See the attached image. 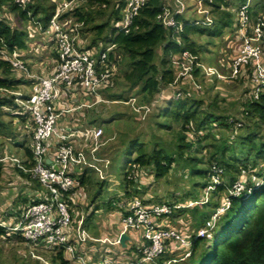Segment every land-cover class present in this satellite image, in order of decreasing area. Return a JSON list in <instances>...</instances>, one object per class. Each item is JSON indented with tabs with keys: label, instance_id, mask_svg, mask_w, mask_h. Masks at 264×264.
<instances>
[{
	"label": "trees",
	"instance_id": "1",
	"mask_svg": "<svg viewBox=\"0 0 264 264\" xmlns=\"http://www.w3.org/2000/svg\"><path fill=\"white\" fill-rule=\"evenodd\" d=\"M143 1L130 20L127 32L117 31V25L123 20L122 10L126 0H84L59 16L62 22L72 19L74 23L81 24L77 40L79 50L90 51L93 56H97L112 46L106 61L112 76L109 77V85L100 90L102 97L108 102L127 106L126 102L130 98L138 96L139 102L151 111L147 115V118L150 117L148 135L141 130H131L122 135L114 154L110 156V170L112 168L120 172L123 169L120 183L123 195L117 199L115 210L123 218L127 214L125 207L134 198L150 205L151 200L137 197L147 188L140 184L141 180L148 176L159 182L179 171L190 183V189L180 199V204L172 198L170 203L164 204L171 207L180 205L182 208L179 209L185 208L190 213L191 220L185 228L186 240L191 243L189 255L180 258L181 255L175 254L171 247H166L149 264H264V92L258 99L252 98L250 78L253 69L250 63L239 67L235 77H228L230 67L224 64L215 67L225 76L224 79L216 75L206 78L200 67L204 57L200 53L198 40L204 36L217 38L226 29H229V37L226 38H230L234 24L232 14L236 8L230 11V4L223 0H212V25H187L185 21L191 19L189 16L175 15L176 21L184 23L182 30L174 33L161 22L164 7L168 5L174 9L172 0ZM57 4L55 0H30L26 9L22 10L14 0H0V12L11 15L7 20L12 22L11 25L5 17H0V48L5 45L10 51L26 50L28 38L23 22L30 24L38 21L46 27ZM254 15H250V19ZM214 25L219 26L220 30H211ZM72 27V24L68 25V29ZM185 52L193 57L190 65L188 59L183 61ZM173 59L191 67L189 73L184 75L185 79H176V71L182 66L173 64ZM262 60L264 62V56ZM227 64L230 66V61ZM114 68L118 69L116 75ZM18 82L15 70L0 59V116L8 115L13 119L11 125L16 123L20 127L27 116L20 115L22 113L12 102V97L2 93L4 90H15ZM218 82L243 88L239 118L232 117L223 108L226 93L222 92ZM81 113L86 114L87 124L102 128L114 121H121L125 116V113L112 112L106 114L107 120L102 121L104 115L98 113L97 108H84ZM131 113L135 114L133 111ZM131 116L137 121L136 114ZM0 135L3 134L0 132ZM4 138L7 136L4 135ZM21 138V144L15 147L29 167L28 160L32 161L33 157L30 138L25 133ZM4 170L0 162V182L5 176ZM14 170L19 173V177L31 183L33 195L30 193V201H23V206L17 211H10L9 215L0 217V239L8 244H24L22 255L13 260L7 259L2 264H74L64 246L52 247L43 242L34 246L45 249L37 255L45 256L47 253L48 259L43 263L38 256L32 258L33 253H27L31 245L23 239L21 232L8 229L15 225L23 208L35 202V195L44 190L41 184L31 179L30 174L16 167ZM94 174L87 168L74 174V181L77 182L75 189L83 192L85 188L95 198L98 194H94L93 190L100 188L106 181H95ZM216 176L218 180L214 182ZM253 177L261 183L252 181ZM236 181L245 186L244 191L234 192ZM207 188L211 191L208 197H204L203 192ZM222 195L227 197L228 204L222 213H218L217 209L223 204L220 200ZM104 204L107 209L111 207V201ZM95 208L98 209V206ZM214 215L217 216L212 229L214 239L208 242L205 238H195L196 231L211 221ZM127 248L132 253L130 260L142 258V253L133 244Z\"/></svg>",
	"mask_w": 264,
	"mask_h": 264
},
{
	"label": "built area",
	"instance_id": "2",
	"mask_svg": "<svg viewBox=\"0 0 264 264\" xmlns=\"http://www.w3.org/2000/svg\"><path fill=\"white\" fill-rule=\"evenodd\" d=\"M82 1L84 0H60L46 27L38 21L31 23L35 34L44 36L41 42L50 53L47 56L52 58V69L49 75H41V72L35 75L31 73L32 67H36L32 65L36 59L32 58L31 61L27 59L31 58L27 53L30 42L28 36V49L23 52H18L16 49L10 51L5 45L0 48V59L15 70L16 80L19 81L15 90H4L2 93L12 97V102L22 113L20 115L27 116V135L30 138L33 155L32 161L28 160L27 164L31 165L29 167L25 165L23 159L17 160L8 155L1 157L0 162L14 163L17 169L30 174L32 179L41 184L44 189L43 193L37 195L34 203L23 208L20 217L16 219L17 222L10 227V230L20 231L31 246L40 242L52 247L64 246L74 264L90 262L87 258L88 253L82 246L89 239L88 233L82 227V221L74 230V242L67 234L68 227L72 225L71 202L78 201L81 195V191L79 195H75L77 185L74 181L75 170L89 168L98 174L100 180H105L106 174L97 167V163H102L106 169L109 161L97 156L103 144L99 142L101 130L93 128L81 130L83 128L79 127L78 130L66 129L59 132L58 124L77 110L87 109L94 103L104 101L100 90L109 85V77L112 76V70L106 66L112 46L107 47L97 56H93L90 51L79 50L77 40L80 26L74 25L68 29L67 24L59 19L60 14ZM234 1L235 6L233 5L232 8L236 9L233 11L235 21L232 34L241 45L238 43L239 48H236V56L229 66L231 73L228 77H235L239 67L250 63L253 69L250 78L253 85L252 98L258 99L264 92V62L262 60L264 0H233V3ZM14 2L25 10L30 0H14ZM172 2L174 9L166 5L161 22L170 27L174 33L181 31L184 23V21H176L175 15L187 17L188 13H192L196 19H187L185 21L187 25L201 24L206 27L212 25L213 19L210 13L212 0H172ZM143 3V0H126L122 10L123 20L117 25L118 32H127L130 20ZM254 13V18L250 19V15ZM182 57L183 61L188 59V64H191L193 57L187 52L183 53ZM38 61L41 62V60ZM173 61L177 60L173 59ZM173 64L182 66L183 76L191 69L189 65H184V62L177 61ZM200 67L207 76L216 75L219 79L225 78L214 68L202 65ZM185 71H187L186 74ZM20 87L23 91L19 90ZM133 101L134 99H130L126 103ZM79 135L86 138L89 135L92 136L94 143L90 147V157H86L82 151L77 152L74 148V137ZM121 207H123L122 204ZM180 207L182 208L180 205L171 207L164 203L145 205L141 200L134 198L125 207L127 214L121 220L122 231L112 243L118 244L122 234L134 231L141 240L137 250L142 253V258L123 262L102 258L96 264H149L160 256L166 247L170 248L168 244L170 241L178 248H184L182 258L187 257L191 243L186 240L185 230L180 234L178 230L169 226L170 215L173 210ZM224 209L218 210V213H222ZM216 215L196 231L195 238L207 240L211 238Z\"/></svg>",
	"mask_w": 264,
	"mask_h": 264
},
{
	"label": "rangeland",
	"instance_id": "3",
	"mask_svg": "<svg viewBox=\"0 0 264 264\" xmlns=\"http://www.w3.org/2000/svg\"><path fill=\"white\" fill-rule=\"evenodd\" d=\"M60 0H55L56 3H58ZM224 3L230 4L229 10L232 11V6H235V1L233 3V0H223ZM187 3H190V1H187ZM189 17L191 19L194 18L192 13H188ZM0 17H5L7 23H10L12 25L11 20H7V18H11V15H9L6 12H0ZM232 21H235V13L232 14ZM64 23L68 25L72 24L73 27L74 25L81 26V24L74 23L72 19H66L63 21ZM23 26L26 29L27 36L30 38L29 42V49L28 52L32 58L36 59V61L41 60V64L37 65L36 67H32L31 73L32 74H39L41 72V75H49L51 73L52 69V64H51V59L47 56V54L50 55L49 52H47L48 49L44 48L41 40L44 39V36L42 35H36L35 34V29L32 25L27 24L26 22H23ZM33 30V31H32ZM215 31H219L220 28L219 26H215L211 29ZM229 32V29L225 30L221 36L217 38H209L207 36L201 37L198 40V46H200V53L204 57V60L202 61V66L204 67H211L216 69L215 67L220 66L224 64L226 67H229L227 63H232L234 60V57L236 56V48H239V44L234 40L235 36L233 37V34L230 38H226L229 35L227 34ZM233 33V31L231 32ZM29 34H33V36H29ZM41 45V46H40ZM241 45V44H240ZM25 53V52H24ZM23 53V54H24ZM26 53V55H27ZM25 56V54H24ZM26 59V60H27ZM50 63H49V60ZM214 60V61H213ZM43 61V62H42ZM209 61V62H208ZM212 61V62H211ZM177 62V61H173ZM192 63V61H191ZM213 63V64H211ZM186 69V67H185ZM114 75L118 74V69L114 68ZM116 70V71H115ZM189 70V69H187ZM217 70V69H216ZM187 71H185L186 74ZM182 74V75H181ZM184 71L183 68H181L179 71H176V79L182 77L185 79V76H183ZM208 76L206 75V78ZM206 84L207 79L205 80ZM219 87L223 89L222 92L225 94L226 102L224 104V107L227 110V113L231 115L232 117H237L239 118V111L241 110V105L240 103L243 102L242 99V94H243V88L240 89L239 87L233 86V84H223L221 82H218L217 84ZM19 90L23 89L20 87ZM28 94V91L26 92ZM92 99H95L91 97ZM134 99L133 102L131 103H126L127 106L122 105V104H116V103H111L108 102L107 100L102 101L100 103H94L91 105L90 108H97V112L101 113L104 115L102 121L107 120L109 113L112 112H121L125 113V116L121 119V121L118 122H113L110 126H107L106 128H103V134H101V142L105 143L101 147V155L108 157L110 159V156L114 154L116 147L119 145L120 138L122 135L124 136L126 133H130L131 130L133 131H139L141 130L145 134L148 135L149 130H148V123L150 122V117L147 118L148 113H150V109L145 108L140 102H139V97L135 96V98H130ZM129 99V100H130ZM128 100V101H129ZM127 101V102H128ZM133 111L136 114L137 121H135L131 115H135L131 113ZM130 117V118H129ZM152 117V116H151ZM13 119L9 117L8 115H2L0 116V132L3 135H0V148L6 146V152L2 153V150L0 149L1 155H8L11 158H15L17 160H22V154L17 150L15 145H19L22 142L21 135L23 132L26 134L28 133V128L27 125L25 128V131L19 127V124H13L11 125V121ZM139 120V121H138ZM145 120V121H144ZM101 121V120H100ZM14 122V121H13ZM27 122V121H26ZM28 124V123H27ZM131 128V129H129ZM130 130V131H128ZM19 131V132H17ZM4 135L7 136V138H11V142H7L6 138H4ZM11 164L8 163H3L4 165V174L5 176L2 178V181L0 182V217L1 215H9L11 212L10 211H17L18 208L23 206V201L28 203L30 201V197L28 196V185L31 183L28 182V180H25L21 177H19V173L14 170L15 164L10 162ZM220 172V171H218ZM110 177H108L105 184H103L100 188H95L93 190L94 194H98L93 196V194L89 195V192L87 193V199H86V194L84 192H80L81 189L76 190L75 195H79L78 193L80 192V198L78 199H83V203H85V207L88 205H91L89 209H94L96 206H98L99 211H95L92 215H90L89 220L85 221L84 227L86 230H88L92 234H99V231L103 233H109V235H112L114 232L116 233V229L118 228V224L114 225V221H111L109 223V218L113 217L114 213H117L118 211L115 210V205L118 204L117 199L123 195V187L121 186V174L123 173V169L120 172L114 171L112 168L109 170ZM109 175V174H108ZM32 179V178H31ZM33 180V179H32ZM94 180L97 181L96 175L94 174ZM218 176L214 178V182H217ZM19 181H24V183H19ZM252 181H255V183H261L259 180L257 181L256 177L252 178ZM240 181H236L234 183L233 188L235 189V193L237 192H242V189L244 191V185L239 183ZM140 184H144V186H147L145 192L143 191L141 194H139L137 197H140L141 199H146V201L151 200V204H162V203H170L171 198L173 201H178L177 204H180V199L183 198V195L189 191L190 189V183L188 180L182 176V174L179 171L174 172L171 175H168L166 178L162 179L161 181H155L152 179V177L145 176L144 179L141 180ZM232 188V189H233ZM232 189L230 191H232ZM210 189L207 188L204 190L203 193H205L204 197H208L210 193ZM232 194V193H231ZM222 195V199H220L223 204L222 207L218 208V210H223L226 205L228 204L227 202V197ZM192 199V198H190ZM94 201V203H91V201ZM188 200V199H187ZM261 200V199H260ZM111 201V207L105 208L106 202ZM189 201V200H188ZM80 203L79 201L74 202V211L71 214L72 215V228L74 229V224L75 222H78L79 218L87 219L85 214L83 212L78 213L77 218L76 210L78 209ZM191 205V204H190ZM107 207V206H106ZM224 207V208H223ZM84 207L80 206V209ZM223 208V209H222ZM96 209V208H95ZM187 209H177L173 210L172 215L170 216L171 219L176 220L178 223L184 224V229L187 228L186 224L190 222L191 217L190 213L186 211ZM13 211V212H14ZM89 211V210H88ZM112 216V217H111ZM181 224V225H182ZM215 226V225H214ZM193 228V227H192ZM214 228V227H213ZM10 230V228H8ZM189 230L191 228L188 227ZM193 231V230H192ZM118 233H116L117 235ZM74 241V240H73ZM74 245V243H73ZM104 251L109 252L111 250V246L105 245L103 248ZM0 264L3 262L5 263L7 259L13 260L12 258L19 257L18 255H22V252L24 250V244L22 245L21 243H16L14 244H8L6 241H2L0 239ZM33 254L32 256H38L37 254H40V252H44L45 249H37L35 246H30V250ZM26 250V251H27ZM44 250V251H42ZM38 252V253H37ZM36 253V254H35ZM101 256L100 254L98 257ZM11 257V258H10ZM33 258V257H32ZM38 258L43 261L48 259L47 258V253L45 256L39 255ZM102 259L103 257H99ZM49 264V263H47Z\"/></svg>",
	"mask_w": 264,
	"mask_h": 264
},
{
	"label": "crops",
	"instance_id": "4",
	"mask_svg": "<svg viewBox=\"0 0 264 264\" xmlns=\"http://www.w3.org/2000/svg\"><path fill=\"white\" fill-rule=\"evenodd\" d=\"M188 16H189V14H188ZM29 61H31V60H29ZM33 62L34 63L32 65H36L37 66V65L41 64V63L37 62L36 60H34ZM83 109L84 108H82L80 110H77L74 114H71L70 116L65 117L63 119V121H60L59 124H58V131L61 132V131H64L66 129L78 130V129H80L79 127H82L83 129H81V130L93 128L95 130H101L102 134H103V130H102L103 128L101 126H93V125H89V124L86 123V118H85L86 114L85 115H81L82 114L81 111H83ZM79 118L81 119V121L79 120ZM26 121H24L21 124V128L24 131H25V128H26L25 125H27ZM24 133L25 132H23L22 134H24ZM22 134H20V135H22ZM6 140H7V142H11L10 138H6ZM99 142L102 143L101 139L99 140ZM93 143H94V140H92V136L91 135H89L87 138L83 137L81 135L74 137V148L76 149L77 152H81L82 151V153H84L86 157H90V155H91L90 147H92ZM104 144L105 143H103L102 145H104ZM5 147L6 146L0 148L2 150V153L6 152V148ZM101 147H103V146H101ZM100 148H99V150L97 152V156L100 157V158H103L105 160H108L109 164H108L106 169L104 168L102 163H97V167L102 172H104L106 174L107 178L105 180H107L108 177H110V173H109V170H110V159L108 157H105V156L101 155V149ZM2 153H0V155ZM87 169H89V168H87ZM83 170H82V168H79V169L77 168L75 170V173H77L78 171L81 172ZM94 173L96 175V178L98 180H100V178L98 177V174L96 172H94ZM105 180H102V181H105ZM19 183H24V181H19ZM30 189H31V187H30V185H28V196L32 194L31 193L32 190H30ZM82 191L84 193H87L85 188H84V190L82 189ZM36 195H35V197H37ZM86 199H87V194H86ZM82 200L83 199H81V201H79L80 205H79L78 209L76 210V212H74L76 214V218H77L78 213L81 214V212H83L85 214V216L88 218L95 211H99L98 209H95V208L94 209H91V208L89 209V207H91L92 204L88 205L89 207L88 206L85 207V205H84L85 203H83ZM80 206L84 207L83 210H82V208L80 209ZM70 207L72 208L71 212L73 213V211H74V203L73 202H71V206ZM121 220H122V217H121V215H119V212L114 213L113 217L109 218V223H111V221H114V223H113L114 225L118 224V228L116 229V233H118L117 235H116L115 232L112 235H109V233H103L101 231H99V234H92L88 230L85 229L84 223H85L86 219L82 220V218H79L78 222H75L74 229L72 228L73 225L68 227V229H67L68 233L67 234H68L70 240L72 242H74L73 241L74 237H75L74 236V230H75V228L78 227V223L80 221H82V227L88 233V236H89V239H87L86 243H84L82 245L83 247H85V249H86V251L88 253L87 258L89 259L90 262H88L87 264H96L98 261L102 260L99 257L110 258V259H113V260H116V261L120 260L122 262L123 261H130V256L132 255V253L128 252V248L127 247L129 245L133 244L138 249L141 240H140L138 234L135 233L134 231H127L125 233V235L128 237V239L126 241H124V246H121L119 243L118 244H113L112 242L115 241V239L117 238L119 233L122 231ZM178 224L179 223L176 220H172V219L169 220V226L170 227L182 232L184 227L181 224H179V226H178ZM185 234H186V232H185ZM168 244L170 245L171 249L174 251L175 254L181 255L180 256V258H181L183 253H184V248H178V246L175 243L171 242V241ZM105 245L111 246L112 249L109 250V252L104 251L103 248L105 247ZM99 254L101 256L98 257Z\"/></svg>",
	"mask_w": 264,
	"mask_h": 264
},
{
	"label": "water",
	"instance_id": "5",
	"mask_svg": "<svg viewBox=\"0 0 264 264\" xmlns=\"http://www.w3.org/2000/svg\"><path fill=\"white\" fill-rule=\"evenodd\" d=\"M128 239V237L125 234H122L119 238V244L121 246H124V241H126Z\"/></svg>",
	"mask_w": 264,
	"mask_h": 264
},
{
	"label": "clouds",
	"instance_id": "6",
	"mask_svg": "<svg viewBox=\"0 0 264 264\" xmlns=\"http://www.w3.org/2000/svg\"><path fill=\"white\" fill-rule=\"evenodd\" d=\"M213 234H214V233L212 232V236H211V238L208 240V242H209V241H212V240L214 239V238H213V237H214ZM206 240H207V239H206ZM181 258H182V257H181Z\"/></svg>",
	"mask_w": 264,
	"mask_h": 264
},
{
	"label": "bare ground",
	"instance_id": "7",
	"mask_svg": "<svg viewBox=\"0 0 264 264\" xmlns=\"http://www.w3.org/2000/svg\"><path fill=\"white\" fill-rule=\"evenodd\" d=\"M22 234V233H21ZM24 239V238H23ZM27 241V240H26Z\"/></svg>",
	"mask_w": 264,
	"mask_h": 264
}]
</instances>
